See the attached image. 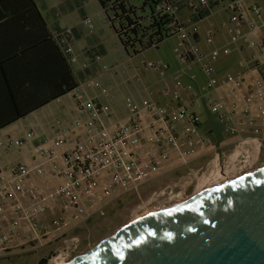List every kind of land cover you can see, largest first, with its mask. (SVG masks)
<instances>
[{
	"label": "built area",
	"instance_id": "1",
	"mask_svg": "<svg viewBox=\"0 0 264 264\" xmlns=\"http://www.w3.org/2000/svg\"><path fill=\"white\" fill-rule=\"evenodd\" d=\"M205 4L200 3L201 7ZM231 4L230 23L237 26L229 29L230 41L237 45L247 35L253 36L255 27L238 2ZM166 9L173 12L171 5ZM252 12L258 14L259 7L254 5ZM85 23L90 20L85 19ZM240 25H246L248 31ZM191 28L182 24L177 30L192 47L181 53L180 58L189 65L202 62V70L210 77L207 88L215 91L227 88L230 99L202 96L200 104L192 98L185 100L182 84L177 82L172 89L163 91L170 94L171 90V99L165 104L148 98L141 101L127 98V112L122 118L114 117L110 106L99 99H88L85 104L78 102L83 120L73 124L70 140L67 137L51 145L46 138L29 131L25 139L0 141V147L9 149L20 148L25 140H31L40 159L31 167L19 164L6 171L0 166V258L19 250L52 248L63 250L59 255H63L62 259L58 256L55 261L68 262L70 254L81 247L79 233L87 230L90 222L105 218L109 208L126 200L127 195L144 202L143 189L165 176L179 178L152 190L145 201L186 198L191 187L211 177L214 168L222 173L230 169L233 174L255 169L264 151V39L248 40L254 53L249 58L242 56L241 72L214 77L211 63L205 60L227 56L229 50L214 49L208 54L196 50L198 27ZM57 37L68 62L74 66L77 61L68 40L71 37L68 34ZM212 41L210 34L207 42ZM84 56V69L97 64L100 58L96 53ZM254 73L256 76L249 78ZM81 82L97 88L103 95L108 93L96 78ZM200 106L217 116L224 132L234 139L207 149L208 139L201 132ZM57 125H61L60 120ZM56 146L62 149L56 150ZM47 163L52 165L49 172L43 169ZM209 170L210 177L204 178Z\"/></svg>",
	"mask_w": 264,
	"mask_h": 264
},
{
	"label": "rangeland",
	"instance_id": "2",
	"mask_svg": "<svg viewBox=\"0 0 264 264\" xmlns=\"http://www.w3.org/2000/svg\"><path fill=\"white\" fill-rule=\"evenodd\" d=\"M38 1L42 6L45 16L48 18L49 26L54 30V34H68L71 37L68 40L72 43V52L77 61L74 64V68L76 66L79 67L81 60L85 57L81 54L82 51H96V54L100 57L96 64V68L99 69L96 74V80L107 88L108 93L103 95L97 88L83 85L81 81L86 80L87 77L80 79V86L75 91L52 102L50 105L30 115L15 126L14 130L21 139H25L30 130L34 131L37 136H42L49 140L51 145H54L60 139L67 138L72 130H74L73 124L77 120H83V116L78 110V102L85 104L88 99H93L95 94L96 97H100L101 101L110 106L114 114L113 116L116 118H122L127 112V98L137 101L133 95L135 91L139 95H143V98L153 99L160 104H165L171 99V90L170 94L165 93L166 95L163 94V91L165 88L172 89L177 82L182 84L183 98L185 100L192 98L198 104L202 101L200 99L202 96H211L214 98L228 96L227 88H220L219 94H217V91L207 88L210 77L202 70V62L189 65L180 58L181 53L189 49L192 50V47L187 45L186 41L182 39L181 34H176L164 40L158 47H152L138 54L128 53L122 46L108 18V16L112 17V14L110 12L108 14L105 13L98 0H66L63 5L62 14L58 19H56L55 14H52L51 11H47L42 4L46 3V7H49L54 2H60L61 0ZM141 1L132 0L131 3L140 8ZM169 1L176 18L182 21L185 27L191 30L194 22H196L199 29H203L202 41L194 43V48L209 53L210 44H207L204 33L207 35L209 32L217 34V26L222 22L224 23L225 18L229 19L231 15V12L225 8L229 2L219 0L218 4L215 5V0H208L213 5L212 12L205 19L199 21L197 17L192 20L191 13L193 10L189 8L187 0ZM198 7L200 6L198 5ZM138 15L145 16V13H141L140 10ZM84 18H88L90 23L86 24L83 21ZM90 26H92L93 30H90ZM56 29L59 30L56 31ZM60 30H68V32L63 33ZM228 50V56L231 57L233 50L231 47H228ZM219 58L213 60L209 57L205 60V62L209 61L213 66L214 77H221L228 73H236V71H232L233 65H231L234 58L228 60H219ZM240 61L242 62L241 58ZM216 62L221 64L220 73L222 75L216 72ZM104 66H106V70H102ZM251 76H256V74L250 75L249 78ZM202 109L204 110L205 108ZM58 120L61 121V125H57ZM63 129H67V133H63ZM3 140L7 142L9 139L6 138ZM69 143L71 142L69 141ZM35 157H37V152L31 140H25V143L20 148L12 147L8 149L6 147H0V166L6 171L10 167L19 164L29 166ZM205 161L206 159L203 160V162ZM262 166H264V151L259 155V161L253 168L256 169ZM43 169L49 172V169H52V165L48 163L44 164ZM181 173L183 174V171ZM218 173L224 174L219 171ZM229 174L233 175L230 172ZM234 174L240 175L239 171H235ZM210 175L211 170L206 172L203 177L208 178ZM178 178L168 175L145 187L141 193L144 202L134 198V196L127 195L126 200L112 205L105 218L95 219L87 225V230L79 233L82 241L81 247L71 253L68 260L89 250L101 240L114 235L122 227L135 220L137 215L177 203L175 200L165 198L148 202L145 201V198L152 190L160 188L164 182L166 184ZM197 186L195 184L191 187L187 196L193 195ZM62 252V249L56 250L52 248L37 251L19 250L9 255H4V257L0 258V264H42L40 260L44 258L49 259L51 256H54L53 259L50 261L46 260L44 263L52 264L55 258ZM59 257L62 259L63 255Z\"/></svg>",
	"mask_w": 264,
	"mask_h": 264
},
{
	"label": "water",
	"instance_id": "3",
	"mask_svg": "<svg viewBox=\"0 0 264 264\" xmlns=\"http://www.w3.org/2000/svg\"><path fill=\"white\" fill-rule=\"evenodd\" d=\"M61 264H264V166L142 215Z\"/></svg>",
	"mask_w": 264,
	"mask_h": 264
},
{
	"label": "trees",
	"instance_id": "4",
	"mask_svg": "<svg viewBox=\"0 0 264 264\" xmlns=\"http://www.w3.org/2000/svg\"><path fill=\"white\" fill-rule=\"evenodd\" d=\"M98 1L105 13L112 14L108 18L128 53L138 54L158 47L176 35L182 25L175 14L166 9L171 5L169 0H142L140 8L133 5L132 0ZM218 2L215 0L214 4ZM212 7L207 2L197 12L198 20L208 16ZM140 10L145 16L138 15ZM2 21L6 35L2 73L5 95L0 106L4 116L2 126L7 127L75 91L80 82L36 0H0ZM195 39L198 41L197 35ZM17 67L25 71L13 72Z\"/></svg>",
	"mask_w": 264,
	"mask_h": 264
},
{
	"label": "crops",
	"instance_id": "5",
	"mask_svg": "<svg viewBox=\"0 0 264 264\" xmlns=\"http://www.w3.org/2000/svg\"><path fill=\"white\" fill-rule=\"evenodd\" d=\"M65 1L66 0H61L60 2L56 1V2H54V4L50 5L49 7H46V5H47L46 3H43L42 5H43V7H45V9H47V11H51L52 14H55L56 19H58V17H60L62 14V9H63V5H64ZM187 1H188L187 4H189L188 5L189 8L193 10L191 13L192 20H194L197 17V14H198L197 12L200 11L202 8L201 7L202 5H200V3L202 1H205L206 3L208 2V0H187ZM36 3L38 5V8L40 9L42 15L44 16L49 29L54 33V30H52V28L49 26L48 18L45 16V13L42 10L41 4L39 3L38 0H36ZM198 5L200 7H198ZM254 5L258 6L260 9V12L258 14L252 12V7ZM238 6L242 10V12L244 13V15H245L246 19L249 21V23L254 25L255 32H254L253 36L247 35L243 39H240L238 41L237 45L231 43L229 29H230V27H232V26L236 27L237 25H232L230 23V17L233 14L232 4L230 2L228 3L227 7H225V8L231 12V15H230L229 19L225 18L224 23L222 22L219 26H217V34H214L213 32H209L207 35L206 33H204V38L206 37V41H207L210 34H212V36H213L212 43H210V45H209V43L207 42V44L210 46V52L214 49H222L225 47L226 48H228V47L232 48L233 53H232L231 57H229L228 55L227 56H220L219 60H228L230 58H234V60L231 62V65H233L232 71H236V73H239L243 70L242 62L240 61V58L242 59V56L249 57L250 55H252L254 53L253 49H251L249 46L248 40L252 39L254 37L258 38V39H264V0H239ZM211 12H212V10H211ZM85 19H87V18H84V20H83L84 22H85ZM203 19H205V17L200 19L199 21H201ZM180 23L183 24L182 21H180ZM194 25L197 26L196 22H194ZM241 27L245 30V32L248 31V28L246 25H242ZM58 30L59 29H56V31H58ZM60 31L63 33L68 32V30H63V31L60 30ZM202 31H203V29H199V27H198V33H197L198 34L197 35L198 36V43L202 41V38H203ZM5 40H6L5 27L3 26V21H2V22H0V104L2 102L3 96L5 95V87L3 85V75H2L3 70L5 69V67H3V57H5ZM240 48L243 49L242 52L240 51ZM93 53H96V51L92 50V52H89L88 50H85V51H82L81 54L84 56L85 54L92 55ZM206 54H208V53H206ZM82 61L84 62V58L81 60L80 66L79 67L76 66V68H74V73H75L78 81L80 82L81 81L80 79H84L85 77L96 78V74L99 70L98 68H96V64H93L88 69H84ZM217 62H216V72L220 73L221 64L220 63L218 64ZM240 63H241V65H240ZM23 66L24 67L26 66L25 62L23 63ZM20 68L21 67L14 68L12 71L13 72L17 71V72H21V73L25 71V68H22V70L19 71L18 69H20ZM236 73H234V74H236ZM220 75H222V74L220 73ZM219 91H220V89L217 90V94H219ZM133 95L135 97L134 99H136L137 101H141L143 99V95L142 96L139 95V93H137L136 91L133 93ZM93 98L101 100L100 97H96V94L93 96ZM227 98H228V100L230 99L229 94H228ZM51 103H49L48 105H50ZM48 105H46V106H48ZM46 106H44V107H46ZM43 108H41V109H43ZM202 108H205V107L200 106L199 112ZM41 109H39V110H41ZM39 110H37V111H39ZM37 111H35L34 113H36ZM34 113H32V114H34ZM32 114H30V115H32ZM200 115L202 116V123H203L201 126V132L208 139V144L206 147L207 149L211 150L216 146L228 144V142H230L232 139H234L230 135H227L224 132L223 124L218 119V117L215 116L214 114L210 113L206 108L204 110L202 109V111L200 112ZM29 116H27L26 118H28ZM26 118L21 119L17 122H14L13 124H10L7 127H3L2 125L4 122V116L2 114V107L0 106V125L2 126V128H0V141H4L3 139H6V138H8V139H12V138L13 139H21L20 136H18L16 134V131L14 130V128L19 122L25 120ZM30 131H32V130H30ZM68 138H69V140L72 139V134H69ZM55 149L56 150L62 149V147L56 146ZM39 162H40V159L38 157H35L33 162L29 164V166L30 167L34 166V165L38 164ZM46 259L47 258H44L42 260L38 259V260H40V261L45 260L46 261Z\"/></svg>",
	"mask_w": 264,
	"mask_h": 264
},
{
	"label": "bare ground",
	"instance_id": "6",
	"mask_svg": "<svg viewBox=\"0 0 264 264\" xmlns=\"http://www.w3.org/2000/svg\"><path fill=\"white\" fill-rule=\"evenodd\" d=\"M226 172L227 173L221 174V173H218L216 168H214L212 170L211 177L209 179H205V180L202 179V181L198 184V186H197L195 192L193 193V195L195 196V195L205 191L206 189H208V188H210V187H212V186H214V185H216V184H218L220 182H224L226 180H230V179H233V178H236L237 176H239V174L230 175L228 170ZM193 195H190V196H193ZM190 196H188V197H190ZM188 197L180 199L179 201H177V203L188 199ZM177 203H175V204H177ZM158 209H161V208H157L156 210L154 209V211H157ZM150 212H153V211H147V212L142 213L141 215H137L136 219L141 217L142 215H145V214L150 213ZM65 262L66 261L61 260V261H55L53 264H61V263H65Z\"/></svg>",
	"mask_w": 264,
	"mask_h": 264
}]
</instances>
